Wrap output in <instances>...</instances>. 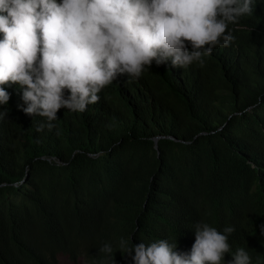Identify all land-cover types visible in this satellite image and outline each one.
<instances>
[{"label": "trees", "instance_id": "trees-1", "mask_svg": "<svg viewBox=\"0 0 264 264\" xmlns=\"http://www.w3.org/2000/svg\"><path fill=\"white\" fill-rule=\"evenodd\" d=\"M229 28L203 67L120 75L51 129L2 86L0 264H133L121 239L190 252L198 222L234 227L221 264L239 248L264 264V0Z\"/></svg>", "mask_w": 264, "mask_h": 264}, {"label": "clouds", "instance_id": "clouds-1", "mask_svg": "<svg viewBox=\"0 0 264 264\" xmlns=\"http://www.w3.org/2000/svg\"><path fill=\"white\" fill-rule=\"evenodd\" d=\"M253 10L254 0H0V105L10 99L2 86L17 85L18 109L51 129L60 109L84 112L120 75L138 79L169 61L203 67L216 47L235 40L229 25ZM234 231L198 222L185 253L167 239L131 246L121 239L120 248L133 264H221ZM100 252L110 257L111 244ZM230 264L252 261L239 248Z\"/></svg>", "mask_w": 264, "mask_h": 264}, {"label": "rangeland", "instance_id": "rangeland-1", "mask_svg": "<svg viewBox=\"0 0 264 264\" xmlns=\"http://www.w3.org/2000/svg\"><path fill=\"white\" fill-rule=\"evenodd\" d=\"M59 264H84L82 259H79L77 262H71L66 256L59 257Z\"/></svg>", "mask_w": 264, "mask_h": 264}]
</instances>
